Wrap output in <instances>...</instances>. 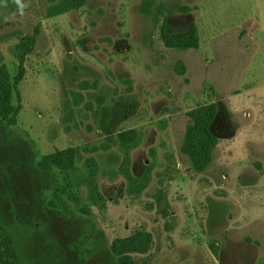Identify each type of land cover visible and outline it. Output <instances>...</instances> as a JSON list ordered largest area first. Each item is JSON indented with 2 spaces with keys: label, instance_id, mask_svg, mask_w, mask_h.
<instances>
[{
  "label": "rangeland",
  "instance_id": "374dc122",
  "mask_svg": "<svg viewBox=\"0 0 264 264\" xmlns=\"http://www.w3.org/2000/svg\"><path fill=\"white\" fill-rule=\"evenodd\" d=\"M76 2L0 7V69L26 68L7 140L0 117V217L22 260L119 264L112 247L142 235L125 264H264V0ZM193 25L199 48L177 47Z\"/></svg>",
  "mask_w": 264,
  "mask_h": 264
},
{
  "label": "trees",
  "instance_id": "16d2710c",
  "mask_svg": "<svg viewBox=\"0 0 264 264\" xmlns=\"http://www.w3.org/2000/svg\"><path fill=\"white\" fill-rule=\"evenodd\" d=\"M78 5L76 0H64V3L53 4L50 8L48 15L53 16L55 14L62 13L63 11L74 8ZM151 5V4H147ZM161 12V9H158V13ZM175 39L176 46L182 49H198L200 46V38L199 31L196 25H193L192 28L181 35H176L173 37ZM27 47V42L21 41L17 48H25ZM30 50L25 49V52H29ZM24 55L20 56V66L19 72L14 77V82L10 77V74L5 66H2L0 69V117L1 123L3 126L2 130V139L7 140L9 137V133L11 132V128L17 124L19 114L23 109L21 91L19 89V83L24 79L26 74V68L23 64ZM16 92L18 102L17 104L12 103L13 92ZM215 111L214 109L211 111L208 119L203 121L202 127L203 132L207 136H213L209 127L212 119L214 118ZM192 118L195 122L194 126L199 125L201 122L200 115L194 113ZM193 125L188 126L186 139L184 142V149L187 151L193 150L195 147V143L191 138V129ZM61 152L53 153L50 155H46L41 157L37 161V166L40 171L44 175H48L53 168L54 164H58V157L61 155ZM195 157V156H194ZM52 207L57 208L53 201L50 202ZM59 211V210H58ZM144 236H133L122 239L118 242L117 245L112 247L113 253L117 256V260L119 264H125L126 259H130V254L136 251L141 250L142 242ZM0 263L2 264H27L22 260L21 257V249L18 243L16 242L13 234L8 229V227L4 224L3 220L0 217Z\"/></svg>",
  "mask_w": 264,
  "mask_h": 264
},
{
  "label": "clouds",
  "instance_id": "9594fccd",
  "mask_svg": "<svg viewBox=\"0 0 264 264\" xmlns=\"http://www.w3.org/2000/svg\"><path fill=\"white\" fill-rule=\"evenodd\" d=\"M12 3L15 5L16 11L6 15L4 17L5 20L14 18L17 13L23 16L25 10L30 7L31 0H12ZM0 7L6 9L8 7V0H0Z\"/></svg>",
  "mask_w": 264,
  "mask_h": 264
}]
</instances>
